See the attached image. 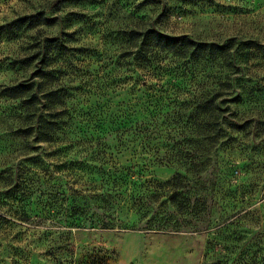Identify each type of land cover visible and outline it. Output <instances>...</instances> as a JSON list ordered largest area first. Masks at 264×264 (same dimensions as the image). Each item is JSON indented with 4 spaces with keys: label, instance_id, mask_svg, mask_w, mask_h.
Masks as SVG:
<instances>
[{
    "label": "rangeland",
    "instance_id": "rangeland-1",
    "mask_svg": "<svg viewBox=\"0 0 264 264\" xmlns=\"http://www.w3.org/2000/svg\"><path fill=\"white\" fill-rule=\"evenodd\" d=\"M56 1L0 0V26L39 11L56 19L0 33V264H264V0ZM147 29L259 46L242 49L251 132L232 131L205 186L190 181L175 199L168 181L186 165L170 144L193 134L187 115L210 66L159 54L161 69L143 81L137 47L120 33ZM47 38L62 44L47 87L62 96L66 124L57 141L34 143L17 137L18 102L1 91L31 77L19 62ZM135 121L148 126L144 138L128 131ZM72 205L81 227L69 226Z\"/></svg>",
    "mask_w": 264,
    "mask_h": 264
},
{
    "label": "trees",
    "instance_id": "trees-1",
    "mask_svg": "<svg viewBox=\"0 0 264 264\" xmlns=\"http://www.w3.org/2000/svg\"><path fill=\"white\" fill-rule=\"evenodd\" d=\"M80 1L82 0H57L55 7L65 2ZM55 23L54 17H48L43 11H39L18 16L1 25L0 33L17 37L22 32L41 26H52ZM120 34L137 47L130 55L133 57V64L144 71L143 81L149 72L154 70L157 74L161 69L163 59L159 54L169 55L196 68L210 66L206 75L209 76L210 82L207 81L205 90H201L191 112L187 115V119L192 121L189 131L193 134L186 138V145L182 148L178 147L180 142L170 144L171 150H176L175 155L182 159L186 168L184 173L175 172L168 181L172 183L176 192L171 197L173 199L177 193L181 194L188 188L190 181L204 187L207 179L203 177V173L216 155L217 147L219 145L226 147L230 144L232 131L250 133L255 124L253 116L245 115L247 110L241 108L253 99L249 80L245 78L242 49L259 48L258 44L253 41L236 44L232 40L222 44L201 42L185 34L170 35L156 29L121 31ZM61 45V40L58 38H47L45 44L35 45L34 51L19 62L25 67L32 65L31 77L23 82L6 86L1 91L5 98L15 99L18 102L17 117L20 118L23 126L18 128L17 137L24 139L30 137V142L34 143H52L64 134L65 113L59 107L63 105L64 100L57 91H50L47 87L48 60L54 51L60 50ZM130 126L128 131L132 135L144 138L147 125L142 121H135ZM144 140L141 142L142 149L156 151L157 148H152L147 139ZM188 171H191L190 174ZM128 175L131 176V173L127 171L125 177H129ZM130 181L134 183L133 180ZM214 181L208 182L213 185ZM71 196L81 197L78 190L72 189ZM77 207V205L70 207L69 217H73V222L69 226L81 227V222H76L73 212ZM113 224L102 222L99 225L101 228H112Z\"/></svg>",
    "mask_w": 264,
    "mask_h": 264
}]
</instances>
